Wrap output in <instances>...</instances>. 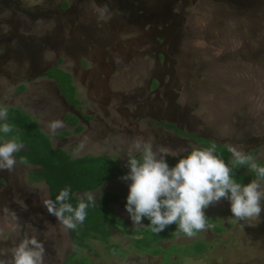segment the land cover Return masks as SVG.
<instances>
[{
	"label": "rangeland",
	"instance_id": "374dc122",
	"mask_svg": "<svg viewBox=\"0 0 264 264\" xmlns=\"http://www.w3.org/2000/svg\"><path fill=\"white\" fill-rule=\"evenodd\" d=\"M172 1L171 10L178 12L177 38L165 61L149 49L141 22L123 23L130 15L127 0H0V105L22 107L48 135L49 122H64L71 107L63 105L54 84L26 72L29 55L14 50L21 39L44 42L39 53L44 61L53 64L63 56L66 63L60 66L71 69L80 54H57L48 40L68 35L65 17L78 18L85 27L81 33L75 29L79 40L87 31L104 48L114 42L123 49L102 62V47L90 45L92 73L78 69L75 78L85 113L77 117L85 130L69 131L73 134L65 139L51 134L55 147L70 152L75 147L73 156L106 154L123 163L140 153L133 149L136 143L151 142L153 150L163 147L179 154L197 148L188 135L161 125L167 121L186 134L243 153L257 148L254 160H264V0ZM164 61H173L172 69ZM63 129L74 128L65 124L56 133L62 136ZM34 168L17 163L12 172L0 171V253H9L0 258L10 261L12 249L35 236L44 243L45 264H63L66 258L67 264H264V204L260 221L251 226L232 217L227 199L205 209L212 227L193 238L178 235L161 242L156 247L161 255L141 251L134 243L138 227L126 211V200L113 205L122 221L117 222L120 228H111L109 241L90 239L88 247L74 249L69 229L44 206L50 199L47 184L29 183ZM129 184L111 181L92 193L97 198L113 190L127 199Z\"/></svg>",
	"mask_w": 264,
	"mask_h": 264
},
{
	"label": "clouds",
	"instance_id": "9594fccd",
	"mask_svg": "<svg viewBox=\"0 0 264 264\" xmlns=\"http://www.w3.org/2000/svg\"><path fill=\"white\" fill-rule=\"evenodd\" d=\"M8 109L0 107V133L13 132V125L7 123ZM50 134L65 127L60 119L47 125ZM25 149L18 137L0 139V171L12 172L17 166L16 153ZM133 149L140 152V158H129V171L121 177L131 181L125 208L133 226H142V218L150 221L151 231L159 234L167 226L176 224L187 237L193 238L200 231H206L211 224L205 209L222 199L230 201L232 217L236 221L255 226L260 221L264 204V166L258 165L245 153L230 148L233 165L216 155V145L194 149L182 156L175 166H169L166 157L179 155L170 153L166 148L153 150L151 142L136 143ZM132 151V149H130ZM27 164L26 159L19 161ZM240 165L249 168L256 178L248 184H241L233 177V169ZM74 207L67 202L70 188L59 192L55 201L45 200L44 206L49 215L55 216L66 229L72 230L86 219V209L94 205V193H85ZM66 213L68 215H66ZM9 253H0L5 257ZM11 260L0 258V264H45L44 243L35 236L22 239L12 249Z\"/></svg>",
	"mask_w": 264,
	"mask_h": 264
},
{
	"label": "trees",
	"instance_id": "16d2710c",
	"mask_svg": "<svg viewBox=\"0 0 264 264\" xmlns=\"http://www.w3.org/2000/svg\"><path fill=\"white\" fill-rule=\"evenodd\" d=\"M51 79H54L58 88L64 93L67 101L77 106L80 104L78 98L77 86L73 83L70 72L65 71L57 64L48 72ZM157 84V83H155ZM22 89L26 88L21 85ZM2 107V106H0ZM8 118L7 123L13 125V132L9 134L0 133V139H11L18 137L24 143L25 149L16 153L17 163L23 158L27 160V164L35 167L29 171V183L45 182L48 186L49 197L55 201L59 192L65 188H70V197L67 202L74 207L79 203L80 198L87 200L85 193L94 192L102 188L106 183L115 181L118 183H131L121 179L129 171L128 159L140 158L139 154H132L127 157L125 163L120 158L112 157L106 154L94 155L87 154L81 157H74L72 153L63 149L54 147L51 141V135L47 134L37 125V118L23 108L7 106ZM71 125L76 126L75 131L81 132L83 127L78 126L79 118L74 115H67L65 118ZM3 123V121H0ZM165 127L174 130L177 134L188 135L193 142L196 143V149L210 147L216 145V155L222 157L229 166L233 165V153L229 151L230 147L221 142H215L212 138L202 135L186 134L178 126L173 123H165ZM70 134L65 131L63 135ZM185 154L176 156H167L166 160L169 166H175L178 160ZM259 149H251L245 154L253 159L258 155ZM258 165L264 166V160H254ZM234 179L241 184H248L255 179V173H252L248 167L240 165L233 169ZM126 200V196L118 191H103L97 198L94 205H89L86 209V219L82 224H78L75 229L69 230L74 249L77 247H88L87 243L90 239H99L109 241L112 230L111 228H120L117 222L122 220L115 213L113 205L120 204ZM66 215H68L66 213ZM142 226L135 229L134 243L141 251H148L153 255H161L157 246L161 247V242L171 240L175 236L185 235L180 231L176 224L167 226L159 234L151 231L150 221L147 217L142 218ZM208 223L210 224L209 220ZM108 243V242H107ZM114 248L115 245H110ZM200 250L202 248L200 247ZM204 253V252H203ZM169 259V258H168ZM67 258L63 264H67ZM169 263V262H168ZM170 264V263H169Z\"/></svg>",
	"mask_w": 264,
	"mask_h": 264
},
{
	"label": "flooded vegetation",
	"instance_id": "af4514ba",
	"mask_svg": "<svg viewBox=\"0 0 264 264\" xmlns=\"http://www.w3.org/2000/svg\"><path fill=\"white\" fill-rule=\"evenodd\" d=\"M147 1L149 0H127L129 2L126 3V7L130 9V15L128 20L123 21V23H139L140 26H145V33L144 36L150 39V48L152 50L156 51V57L157 60L165 58V61L169 58L168 57V47H172L176 43L177 38V26H178V12L172 11L171 9H174V7L171 4V0H152L150 3ZM176 0H173L172 2H175ZM65 24L64 28H67L69 30L68 35L62 36V38H51L48 40V44L55 49L57 54L60 52H63L66 56H72L74 52H78L80 54V59L74 61V66L71 69L63 68L65 71L70 72L73 78V81L75 80L76 76L80 72L79 70H85L86 75H90L92 73V69H90L89 66V57L93 53L90 51V45L95 46L99 40L96 39H90V35L85 31L86 37H83L82 40H79L75 29L80 28L81 32H83L82 28L83 23L82 20L76 18H68L65 17ZM68 21V22H67ZM121 40H123V36H119ZM144 38V37H143ZM114 40V38H111ZM102 41V39H100ZM145 40V38H144ZM103 42V41H102ZM99 43V42H98ZM144 43L143 41L139 40L138 44ZM44 42L38 43L36 41H31L29 43H26L24 39H21L20 48L17 50H14L15 55L17 54H26L29 55V65L26 72L29 73V71L37 72L40 74L39 77H46L48 79V82L53 85L51 82L52 80L49 79L50 77L47 76L48 72L55 67L56 64H62L66 63L65 57H60L55 63H50L47 61H44L43 57L39 55L41 50L44 47ZM102 47V51L98 52L99 55L102 56L100 60L102 62L108 61V55L111 57H118L119 54L122 53L123 46L118 43H109L106 44V48H104L103 44L99 43V47ZM22 49V52H19V50ZM92 53V54H91ZM105 56V58L103 57ZM22 62V59L20 60ZM164 61V62H165ZM21 64V63H20ZM19 64V65H20ZM167 68H170V66L173 64V61H170L166 63ZM23 67V63L21 64ZM172 67V66H171ZM79 69V70H78ZM26 70V69H25ZM24 71V69H23ZM51 80V82H50ZM156 80H151L149 83V86L151 87L152 83ZM160 81V80H159ZM161 82V81H160ZM97 86L99 84H96ZM161 85V84H160ZM160 87V86H158ZM57 94L60 97L61 102L65 107H71L69 103L65 100V98L57 92ZM167 121H162V124L165 127V123ZM168 123V122H167ZM175 124V123H173ZM176 125V124H175ZM177 126V125H176ZM166 128V127H165ZM167 129V128H166ZM169 130V129H168ZM179 135V134H178Z\"/></svg>",
	"mask_w": 264,
	"mask_h": 264
},
{
	"label": "crops",
	"instance_id": "0c3cea01",
	"mask_svg": "<svg viewBox=\"0 0 264 264\" xmlns=\"http://www.w3.org/2000/svg\"><path fill=\"white\" fill-rule=\"evenodd\" d=\"M0 52H1V50H0ZM57 65V64H56ZM55 65V66H56ZM59 67L60 68H62L60 65H59ZM63 69V68H62ZM38 78H42L43 80H47L48 81V79L46 78V77H38ZM49 79H51V78H49ZM51 80H52V82H51ZM50 80V82L52 83V84H54V86L56 87V89H57V92H59L64 98H65V100L67 101V99H66V97H65V95H64V93H62L61 92V90L58 88V84H57V82L54 80V79H51ZM73 83L75 84V80L73 81ZM76 85V84H75ZM21 86V85H20ZM77 86V85H76ZM104 89V88H103ZM77 91H78V86H77ZM105 92H109V90L107 89V90H105ZM78 93V92H77ZM79 98V97H78ZM80 100V99H79ZM68 102V101H67ZM69 103V102H68ZM80 103H81V100H80ZM69 105L71 106V111H69L68 113H66L64 116H63V120H64V122H65V124L66 125H69L70 127H73L74 129L73 130H68V129H63V130H61V131H74L75 129H76V126H73V125H71V123H69V122H67L66 121V117H67V115H69V114H71V115H74V116H80V117H82L85 113H84V111L81 109V106H82V104H78L77 106H74V105H72V104H70L69 103ZM1 106V105H0ZM7 106H11V105H2V107H7ZM13 107H16V106H13ZM17 108H22V107H17ZM33 115V114H32ZM34 116V115H33ZM35 117V116H34ZM37 118V117H36ZM78 118V117H77ZM37 120H38V118H37ZM39 121V120H38ZM80 122V124H78V126H81V127H83V130L82 131H84L85 130V127H84V125L83 124H81L82 123V120L81 121H79ZM40 123V122H39ZM87 123H90V122H87ZM41 124V123H40ZM81 131V132H82ZM60 132V131H59ZM59 132L58 133H56L55 134V136L56 137H58L59 139H65L66 137H68V136H70V135H72V134H67V135H62V136H60L59 135ZM81 132H78V133H81ZM77 133V132H76ZM75 133V134H76ZM51 135V134H50ZM51 141H52V135H51ZM52 143H53V141H52ZM53 145H54V143H53ZM55 147V146H54ZM56 148H58V147H56ZM59 148H61V147H59ZM64 149V148H63ZM72 149V152L74 151V150H76V148L75 147H72L71 148ZM65 150H67V149H65ZM67 151H69V150H67ZM70 152V151H69ZM72 152H70V153H72ZM89 154V153H88ZM73 155V154H72ZM85 155H87V154H85ZM94 155H100V154H94ZM132 155V154H131ZM82 156H84V155H82ZM130 156V155H129ZM74 157H81V156H74Z\"/></svg>",
	"mask_w": 264,
	"mask_h": 264
}]
</instances>
